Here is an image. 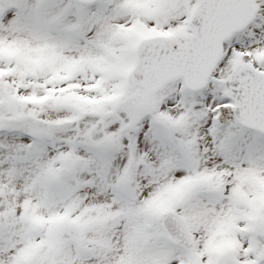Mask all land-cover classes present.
<instances>
[{"label":"snow or ice","instance_id":"snow-or-ice-1","mask_svg":"<svg viewBox=\"0 0 264 264\" xmlns=\"http://www.w3.org/2000/svg\"><path fill=\"white\" fill-rule=\"evenodd\" d=\"M0 264H264V0H0Z\"/></svg>","mask_w":264,"mask_h":264}]
</instances>
